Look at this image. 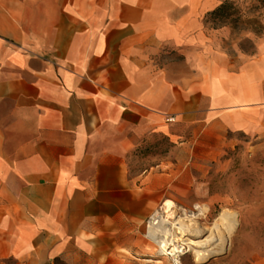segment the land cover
Segmentation results:
<instances>
[{"label": "crops", "instance_id": "obj_1", "mask_svg": "<svg viewBox=\"0 0 264 264\" xmlns=\"http://www.w3.org/2000/svg\"><path fill=\"white\" fill-rule=\"evenodd\" d=\"M219 3L0 0V264L117 239L140 202L126 154L150 132L200 124L264 143V34L235 68L205 22Z\"/></svg>", "mask_w": 264, "mask_h": 264}, {"label": "rangeland", "instance_id": "obj_2", "mask_svg": "<svg viewBox=\"0 0 264 264\" xmlns=\"http://www.w3.org/2000/svg\"><path fill=\"white\" fill-rule=\"evenodd\" d=\"M223 0H220V3ZM237 15L229 18L210 17L209 28L219 29L211 37L236 68L238 55L257 52V42L264 34V0H230ZM263 25L261 33L250 28ZM178 137L160 131L145 135L141 143L126 154L128 178L139 184L138 218L127 222L117 239H75L70 241L65 256L50 258L53 264H95L94 255L84 249L91 243L98 258L101 254H122L125 264H246L264 250V143L258 135L242 131H214L200 124H184ZM200 185L202 197L194 196L193 185ZM135 201L133 208L135 212ZM235 215V225L226 232L223 225L214 229L221 211ZM162 224L159 235L174 236L183 248L175 259L160 253L148 234L153 215ZM184 231L179 232V225ZM225 236L222 242L221 237ZM206 249L203 260L195 258L194 250ZM176 261H178L176 263ZM39 264L35 260L24 263ZM99 262V261H97Z\"/></svg>", "mask_w": 264, "mask_h": 264}, {"label": "bare ground", "instance_id": "obj_3", "mask_svg": "<svg viewBox=\"0 0 264 264\" xmlns=\"http://www.w3.org/2000/svg\"><path fill=\"white\" fill-rule=\"evenodd\" d=\"M202 183L203 182L198 181L195 182V184L193 185L194 196L197 198L202 197V194L200 193V189H201L200 185H203ZM160 220L161 219L157 213L152 216L148 226V234L153 238L154 242L158 245V249L160 253L170 254L176 259L178 255L181 253L183 245L181 243H177L175 241L174 236L168 237L158 234L159 232L162 231V224ZM221 225H223L227 233L231 232V230L234 228L235 225V215L227 210L221 211L220 214L218 215L217 222H214L213 224V228L219 229ZM177 228L179 229V232L184 231L183 226L181 224ZM220 240L223 242L225 240V236L221 237ZM194 255L196 259L203 260L208 255V252L206 249H198V250H194ZM177 262L178 261H176V263Z\"/></svg>", "mask_w": 264, "mask_h": 264}, {"label": "trees", "instance_id": "obj_4", "mask_svg": "<svg viewBox=\"0 0 264 264\" xmlns=\"http://www.w3.org/2000/svg\"><path fill=\"white\" fill-rule=\"evenodd\" d=\"M237 13H238V8L230 0H223L207 15H209L210 17L229 18L237 15ZM250 29L254 33L258 34L261 33V30L263 29V25L258 23L256 28H250Z\"/></svg>", "mask_w": 264, "mask_h": 264}, {"label": "built area", "instance_id": "obj_5", "mask_svg": "<svg viewBox=\"0 0 264 264\" xmlns=\"http://www.w3.org/2000/svg\"><path fill=\"white\" fill-rule=\"evenodd\" d=\"M173 120V117H168L167 118V121H172Z\"/></svg>", "mask_w": 264, "mask_h": 264}]
</instances>
